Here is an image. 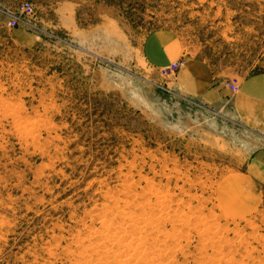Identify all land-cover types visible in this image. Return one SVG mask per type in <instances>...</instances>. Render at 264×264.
Returning <instances> with one entry per match:
<instances>
[{
  "label": "rangeland",
  "instance_id": "1",
  "mask_svg": "<svg viewBox=\"0 0 264 264\" xmlns=\"http://www.w3.org/2000/svg\"><path fill=\"white\" fill-rule=\"evenodd\" d=\"M161 31L264 73V0H0V264H264V135L148 64Z\"/></svg>",
  "mask_w": 264,
  "mask_h": 264
},
{
  "label": "crops",
  "instance_id": "2",
  "mask_svg": "<svg viewBox=\"0 0 264 264\" xmlns=\"http://www.w3.org/2000/svg\"><path fill=\"white\" fill-rule=\"evenodd\" d=\"M143 52L155 69L169 66L184 55L180 41L168 31L151 34ZM232 81L230 75L215 71L212 64L196 56L186 57L175 73V85L183 95L206 106L226 107L248 130L264 135V73L243 77L235 92L228 84ZM248 156L246 172L255 184L264 187V145Z\"/></svg>",
  "mask_w": 264,
  "mask_h": 264
},
{
  "label": "built area",
  "instance_id": "3",
  "mask_svg": "<svg viewBox=\"0 0 264 264\" xmlns=\"http://www.w3.org/2000/svg\"><path fill=\"white\" fill-rule=\"evenodd\" d=\"M25 10L27 14H32L33 13V7L30 5H25ZM13 26L17 25V22L15 20L10 22ZM183 63L182 60H179L177 62L172 63L170 66L165 67L161 70V74L164 76H171L174 75L175 72L179 67H181V64ZM234 82V83H233ZM232 83L229 84L231 91L235 92L237 90V82L233 81Z\"/></svg>",
  "mask_w": 264,
  "mask_h": 264
},
{
  "label": "bare ground",
  "instance_id": "4",
  "mask_svg": "<svg viewBox=\"0 0 264 264\" xmlns=\"http://www.w3.org/2000/svg\"><path fill=\"white\" fill-rule=\"evenodd\" d=\"M231 83V82H230ZM230 83H228V84H230ZM1 108V107H0ZM132 219V218H131ZM147 220H148V218H147ZM135 221H136V219H135ZM137 222H139L138 220H137ZM136 225V224H135ZM123 234V233H122ZM132 236V235H131ZM124 237H125V234H124ZM134 237V236H133ZM122 239H124L123 237H122ZM134 239V238H133ZM142 239V238H141ZM137 240V239H136ZM122 241V240H121ZM132 241V240H131ZM134 241V240H133ZM131 246H132V244H131ZM130 247V246H129ZM127 248V247H126Z\"/></svg>",
  "mask_w": 264,
  "mask_h": 264
}]
</instances>
